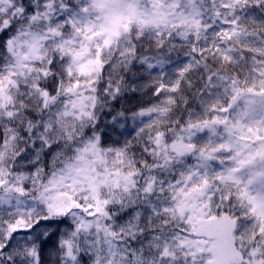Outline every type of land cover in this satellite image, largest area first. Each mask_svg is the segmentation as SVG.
<instances>
[{"label": "snow or ice", "instance_id": "6c2138e0", "mask_svg": "<svg viewBox=\"0 0 264 264\" xmlns=\"http://www.w3.org/2000/svg\"><path fill=\"white\" fill-rule=\"evenodd\" d=\"M0 264H264V0H0Z\"/></svg>", "mask_w": 264, "mask_h": 264}]
</instances>
